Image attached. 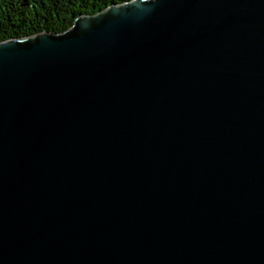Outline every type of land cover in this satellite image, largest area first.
<instances>
[{"label": "water", "instance_id": "water-1", "mask_svg": "<svg viewBox=\"0 0 264 264\" xmlns=\"http://www.w3.org/2000/svg\"><path fill=\"white\" fill-rule=\"evenodd\" d=\"M0 264H264V0L0 42Z\"/></svg>", "mask_w": 264, "mask_h": 264}, {"label": "trees", "instance_id": "trees-1", "mask_svg": "<svg viewBox=\"0 0 264 264\" xmlns=\"http://www.w3.org/2000/svg\"><path fill=\"white\" fill-rule=\"evenodd\" d=\"M132 0H0V42L69 30L81 16Z\"/></svg>", "mask_w": 264, "mask_h": 264}]
</instances>
